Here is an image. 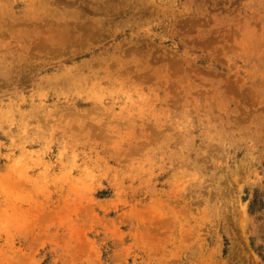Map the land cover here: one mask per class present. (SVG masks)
Here are the masks:
<instances>
[{
	"label": "rangeland",
	"instance_id": "1",
	"mask_svg": "<svg viewBox=\"0 0 264 264\" xmlns=\"http://www.w3.org/2000/svg\"><path fill=\"white\" fill-rule=\"evenodd\" d=\"M0 264H264V0H0Z\"/></svg>",
	"mask_w": 264,
	"mask_h": 264
}]
</instances>
